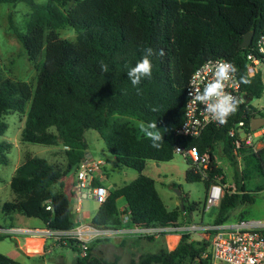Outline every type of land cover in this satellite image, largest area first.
Here are the masks:
<instances>
[{
  "label": "trees",
  "instance_id": "16d2710c",
  "mask_svg": "<svg viewBox=\"0 0 264 264\" xmlns=\"http://www.w3.org/2000/svg\"><path fill=\"white\" fill-rule=\"evenodd\" d=\"M20 1L31 7L25 29L17 28L11 18L9 28L33 63L35 86L0 72V136L7 129L6 116L19 113L24 117L20 141L61 146L65 160L63 164L50 163L44 157L27 155L13 172V197L0 202V213L34 217L51 229L75 226L74 172L87 152L84 132L88 129L98 132L118 165L139 172L130 183L109 190L106 201L91 218L90 223L96 227L182 224L181 216H188L197 203L167 209L154 180L141 173L147 160H171L177 146L196 147L200 154L209 156L206 176L185 159L190 165L185 172L189 182L203 180L205 188L225 182L224 178L217 179L221 175L215 156L217 145L234 168L235 189L227 188L213 206L214 223L230 220L229 213L238 204L254 202L253 190L247 188L237 171L228 131L241 119L248 124L255 115L264 117V107L256 110L250 106L246 113L237 107L225 124L209 125L197 137L179 136L176 130L183 121L189 77L209 58L231 61L239 80L241 76L250 80L249 84L240 82L241 89L250 98L259 97L264 88L262 78L248 77L245 69L252 43L247 47L240 43L247 31H254L252 42L263 32L264 0H0V4ZM68 26L76 30L74 40L58 34L59 29ZM146 48L153 50L149 57L152 76L134 87L127 71L142 58ZM101 63L108 66L107 72L101 70ZM149 124H156V128H148ZM147 131L162 136L158 148L152 146ZM11 146L9 141L0 140V164L8 163ZM243 162L245 169L264 176L262 153L243 149ZM93 184L99 183L94 180ZM119 199L126 205L124 210L119 207ZM127 211L129 220L124 223L122 216ZM237 219H243V215ZM5 237L0 235V240ZM57 243L79 252L72 240ZM206 247L205 240L182 233L173 249L165 246L156 252H143L130 264H209L202 258ZM0 264L22 263L0 253ZM76 264L116 262L105 260L89 247L87 256H78Z\"/></svg>",
  "mask_w": 264,
  "mask_h": 264
},
{
  "label": "rangeland",
  "instance_id": "374dc122",
  "mask_svg": "<svg viewBox=\"0 0 264 264\" xmlns=\"http://www.w3.org/2000/svg\"><path fill=\"white\" fill-rule=\"evenodd\" d=\"M35 3H44L46 0H33ZM31 7L27 2L20 1L10 5L7 3L0 4V72L4 76H8L17 80L28 82L32 87L35 86V69L33 63L28 59L27 53L19 39L9 28V18L12 23L20 30L25 29V24L29 16ZM58 34L62 38L74 40L77 33L72 27H66L58 30ZM263 85H264V79ZM249 105L256 110L264 107V88L259 97L251 98ZM29 104L27 105V107ZM7 129L0 140L9 141L12 146L7 153L8 163L0 164V202L11 200L13 193L10 189V181L16 166L28 156H40L46 158L50 163H64V153L61 146H46L42 144L22 143L20 141V131L24 125V117L19 113H10L6 116ZM139 124V122L134 121ZM239 134L243 136L244 130L237 128ZM84 138L87 143V151L91 152L95 160H101V173L103 175V184L107 187H120L134 180L139 172L133 168L118 165L115 157L110 154L106 148L104 141L98 132L88 129L84 132ZM215 156L217 165L221 168V175L217 179L224 178V183H218L222 191L227 188L235 189L233 179L234 168L222 153L220 145L216 146ZM190 167L185 158L174 153L169 161L147 160L142 174L152 178L155 182L156 190L167 209L171 210L181 205L187 206L189 203L195 204V209L189 211L188 216H181V222H203L212 223L215 218L213 207L204 211L203 202L208 193L209 187L205 188L203 180L189 182L185 179V172ZM237 171L243 175L244 183L248 189L253 190L254 202L252 204H238L229 213L231 221L243 215V218H263L264 219V176H257L251 169H245L244 162L238 164ZM257 187L260 190H255ZM123 202L122 200L119 201ZM82 206L87 212V218H90L91 208L96 203L91 197L83 199ZM88 208V209H87ZM181 208V207H180ZM3 214L0 213V221ZM18 220L14 225H24L27 223L40 224L37 218L26 216H16ZM214 223V222H213ZM26 226V225H24ZM132 236L126 238L131 239ZM192 239L204 240L199 235H191ZM19 245L23 246L24 239L18 237ZM111 239V238H107ZM103 241V240H102ZM112 241V240H111ZM107 242V241H105ZM139 245H134L132 249L136 253L155 252L157 251V243L152 241H143ZM41 240L29 239L25 248L28 252L34 251L39 247ZM112 243V242H111ZM14 238L5 237L0 240V252L4 255L11 256L22 264H76V258L79 254L67 245L58 244L56 241H48L46 248L41 254L29 255L18 248ZM102 245V244H101ZM125 246V245H123ZM101 249V246L97 247ZM131 248V247H130ZM125 250V249H122ZM114 246H107L103 252L95 250L93 253L101 255L107 261H115L116 264H130L128 251H123ZM136 254H134V258Z\"/></svg>",
  "mask_w": 264,
  "mask_h": 264
},
{
  "label": "built area",
  "instance_id": "2783aa9c",
  "mask_svg": "<svg viewBox=\"0 0 264 264\" xmlns=\"http://www.w3.org/2000/svg\"><path fill=\"white\" fill-rule=\"evenodd\" d=\"M218 61L232 64L231 61L223 57L209 58L190 75L185 90L183 121L176 130L177 135L197 137L209 125H221L211 119L209 114L205 112L203 104L194 102L188 95L189 91L195 93L197 89L202 92L204 86L214 79V71ZM245 69L248 77L260 75L262 80L264 79V30L256 36L250 51L246 54ZM224 91L239 101L238 107H242L243 112L246 113L250 109L249 101L251 98L241 89L237 72L225 82ZM254 117L261 116L255 115ZM237 128L244 130L243 136L239 134ZM228 135L232 139V153L237 166L243 160V149L264 155V124L256 129H251L250 119L248 124L241 119L234 122L228 131ZM175 153L181 154L185 159L191 161L204 176L207 175L205 170L208 168L209 156L206 153L200 154L196 147L185 149L180 146L175 148ZM102 163L101 160L90 159L88 155H85L78 164L74 172L73 202L75 210L80 208L83 199L86 197H91L98 205L106 201L109 189L101 184H93L95 175L100 171ZM222 195L221 186L212 184L206 195L204 211H208L217 205ZM125 207L126 205H123L121 210H124ZM46 208L49 209L50 206ZM122 217V221L127 223L129 220L128 211ZM168 233H189L203 238L207 242V247L202 258L207 259L209 264H264L263 218H243L221 223L186 222L178 226L163 227H142L129 224L119 228H104L96 227L84 221H78L75 226L67 230L51 229L45 224L41 227L24 225L0 227V235L14 239H18V237H40L43 240L51 239L64 244L72 240L76 242L79 248L80 258L87 256L90 244L97 240L127 236L156 238Z\"/></svg>",
  "mask_w": 264,
  "mask_h": 264
},
{
  "label": "clouds",
  "instance_id": "9594fccd",
  "mask_svg": "<svg viewBox=\"0 0 264 264\" xmlns=\"http://www.w3.org/2000/svg\"><path fill=\"white\" fill-rule=\"evenodd\" d=\"M152 55L153 50L146 48L142 58L134 66L128 68L127 77L134 87L139 85L142 79L151 78L152 63L149 57ZM160 55H164L162 50ZM101 70L107 72L108 66L101 63ZM236 72L237 68L235 65L230 62L218 61L214 71V79L204 86L203 91L201 92L197 89L195 93L192 91L188 93L191 100L203 104L205 112L209 114L212 120L221 125L225 124L227 118L237 111L239 101L224 91L225 82L230 80ZM240 82L249 84L250 80L247 77L241 76ZM141 128H144L143 124H141ZM148 128L154 129L156 128V124H149ZM146 135L153 142V147L158 148L160 146L158 142L162 140V136L159 132L147 131Z\"/></svg>",
  "mask_w": 264,
  "mask_h": 264
},
{
  "label": "crops",
  "instance_id": "0c3cea01",
  "mask_svg": "<svg viewBox=\"0 0 264 264\" xmlns=\"http://www.w3.org/2000/svg\"><path fill=\"white\" fill-rule=\"evenodd\" d=\"M86 155H88L90 159H94L95 160V158L91 154V152L87 151L86 152ZM100 171H101V169H100ZM100 171H98L96 173V175H95V181H97L101 185H104L103 184V175H102V173ZM114 188L115 187H110L108 189L110 190V189H114ZM120 200H122V199H119L118 201H120ZM82 203H83V201H82ZM82 203L80 205V208L78 210H75L76 211L77 221H84V222L90 223L91 222V218L95 214V212H96V210H97V208H98L99 205L96 203V206H94L93 208H91L90 211H91L92 214L90 215V218L89 219H86L88 216H87V212L84 211V208L82 206ZM123 205H125L124 202H121V203L119 202L120 209H121V207H123ZM16 216L22 217L23 215H21L19 213H13L10 216H4L3 215V217H2V219L0 221V227L14 225L13 223H15L16 220H18V218ZM26 219L27 220H30L29 217L26 218ZM39 221H40V224L39 225L38 224H34V223H27V222H25L24 225H26V226H32V227H41V226H43L44 225L43 222L41 220H39ZM21 238H23L25 240L23 246L19 245V240H20L19 238L18 239H15L16 242H17V245L16 246H18L19 249H21L23 252H25L26 254H29V255L41 254L45 250V248L47 246L46 243L49 240L52 241V243L54 242L51 239L43 240L40 237H35V238H31V237L24 238V237H21ZM29 239L41 240V243H40L39 247L37 249H35L34 251H31V252H28L27 249L25 248V246L27 245ZM179 239H180V234L179 233L162 234L159 237L153 238L152 240L142 239V238H139V237H131V239H128L126 237H114V238H111V239H108V240L94 241V242H92L90 244V248H91V251L93 250V252L95 250H97L99 252H103V249H105L107 246H111V245L114 246V247L120 248L121 250L122 249H125V250H122V252L123 251L124 252L125 251H128L129 256L131 255V258L129 259V262H130L132 259H136L138 257V255L141 254V253H136V251L134 252V249H132L134 245H139L141 243H144L143 241H152V242H156L157 243V247H156L157 250H159L160 248L165 247V246L168 249H173L177 245ZM105 241H107V242H105ZM123 245H125V246H123ZM99 246H101V249H98L97 248ZM134 254H136V257L135 258H134ZM9 257H11V256H9Z\"/></svg>",
  "mask_w": 264,
  "mask_h": 264
},
{
  "label": "water",
  "instance_id": "95a60500",
  "mask_svg": "<svg viewBox=\"0 0 264 264\" xmlns=\"http://www.w3.org/2000/svg\"><path fill=\"white\" fill-rule=\"evenodd\" d=\"M253 36H254L253 30L247 31L243 35V39L240 43V46L241 47L249 46L252 43ZM263 124H264V117H251L250 118V128L251 129H256Z\"/></svg>",
  "mask_w": 264,
  "mask_h": 264
}]
</instances>
